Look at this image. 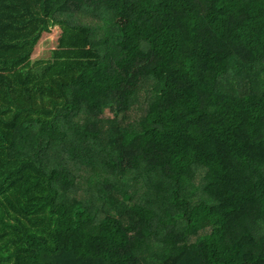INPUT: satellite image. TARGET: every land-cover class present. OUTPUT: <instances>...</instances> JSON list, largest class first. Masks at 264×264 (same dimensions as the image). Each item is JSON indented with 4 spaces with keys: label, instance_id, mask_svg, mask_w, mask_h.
Listing matches in <instances>:
<instances>
[{
    "label": "trees",
    "instance_id": "trees-1",
    "mask_svg": "<svg viewBox=\"0 0 264 264\" xmlns=\"http://www.w3.org/2000/svg\"><path fill=\"white\" fill-rule=\"evenodd\" d=\"M0 264H264V0H0Z\"/></svg>",
    "mask_w": 264,
    "mask_h": 264
},
{
    "label": "rangeland",
    "instance_id": "rangeland-1",
    "mask_svg": "<svg viewBox=\"0 0 264 264\" xmlns=\"http://www.w3.org/2000/svg\"><path fill=\"white\" fill-rule=\"evenodd\" d=\"M30 10L31 14L23 19L28 20V25L22 30L25 59L19 67L44 73H77L95 60L86 31L70 30L51 22L41 16L37 6Z\"/></svg>",
    "mask_w": 264,
    "mask_h": 264
}]
</instances>
